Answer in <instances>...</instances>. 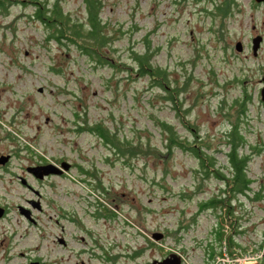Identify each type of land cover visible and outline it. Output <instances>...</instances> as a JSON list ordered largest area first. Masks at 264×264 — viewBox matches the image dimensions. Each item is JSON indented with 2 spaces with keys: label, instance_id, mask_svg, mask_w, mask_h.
I'll use <instances>...</instances> for the list:
<instances>
[{
  "label": "rangeland",
  "instance_id": "374dc122",
  "mask_svg": "<svg viewBox=\"0 0 264 264\" xmlns=\"http://www.w3.org/2000/svg\"><path fill=\"white\" fill-rule=\"evenodd\" d=\"M230 1L222 12L214 4L225 6L226 0H102L101 15L117 36L116 61L132 64L129 50L149 46L154 63L166 67L172 80H187L183 107L191 108L181 117L147 76L94 66L74 47L45 40L30 16L31 3L15 1L0 12V149L19 154L0 168V206L6 207L0 264H155L170 253L181 264H264V0ZM61 2L83 14L82 0ZM244 93V151L251 144L260 150L248 163L249 195H240L234 206L241 247L221 245L212 259L208 246L216 224L225 233L233 228L219 209L200 211L198 203L218 192L221 181L202 177L188 152L174 148L167 154L160 121L182 135L195 127L209 137L222 164L228 119L219 104ZM94 123L141 143L147 153L122 157L90 131ZM40 157L62 158L68 167L41 182L26 177L41 192L36 196L18 174ZM258 189L261 196L254 197ZM29 198H38L40 207ZM19 206L29 209V218Z\"/></svg>",
  "mask_w": 264,
  "mask_h": 264
},
{
  "label": "trees",
  "instance_id": "16d2710c",
  "mask_svg": "<svg viewBox=\"0 0 264 264\" xmlns=\"http://www.w3.org/2000/svg\"><path fill=\"white\" fill-rule=\"evenodd\" d=\"M20 1L26 5L31 3L33 11L30 16L37 20L44 30V38L47 41H54L56 44L74 47L78 52L86 57L94 66H118L120 70L130 72V68L140 76H147L149 86L156 87L161 92V97L167 100L175 109L178 117H181V111L188 112L191 107H183L184 89L187 86V80L184 83L171 79L170 73L166 67L154 63L153 51L149 46L141 51L130 49L128 57L133 61H116L113 56L116 51L114 44L117 39L114 28L103 19L101 15L102 0H82L83 14L78 15L75 12L64 8L61 0H0V12H7L9 7L15 2ZM229 2V3H228ZM232 1L226 0L225 6L215 3L216 9H223ZM134 67V68H133ZM58 71V68L55 69ZM129 76V75H128ZM248 95L244 93L241 97H235L229 105L224 100L219 104L220 110L225 109L228 119L226 128L223 130V142L221 146L225 149V163L220 164L216 155V147L212 149L209 137H202L196 132L195 127H190L193 134L182 135L177 129L165 120L160 121L164 136V145L167 154H172L174 148L191 154L197 162V170L204 178L215 177L221 181V187L215 194L200 200L198 210L211 209L220 210L222 219H229L233 230L230 233L224 232V226L221 223L216 224L212 242L209 243L208 255L212 259L216 253H221V245L231 247H241V243L235 239L234 234L238 232L239 217L234 210L239 196H248L252 179L247 174L248 163L253 155L260 150L259 147L251 144V151H244L247 146V140L241 130V118L247 110ZM228 107H233L232 111ZM233 114L234 119L229 114ZM90 125V124H89ZM90 131L95 132L110 146L117 154L123 157L137 156L139 153H147V149L141 143L133 142L127 138L119 137L111 132L108 127H103L100 123H94L89 126ZM218 149V148H217ZM254 197L261 196L260 190L254 191ZM220 215L219 213H216ZM214 243H219V248H215Z\"/></svg>",
  "mask_w": 264,
  "mask_h": 264
},
{
  "label": "flooded vegetation",
  "instance_id": "af4514ba",
  "mask_svg": "<svg viewBox=\"0 0 264 264\" xmlns=\"http://www.w3.org/2000/svg\"><path fill=\"white\" fill-rule=\"evenodd\" d=\"M257 1V0H256ZM262 1V0H261ZM259 35V34H257ZM261 40V39H260ZM260 42V41H259ZM259 46V45H258ZM252 47V46H251ZM264 72V71H263ZM263 74V73H262ZM261 99V98H260ZM263 101V100H262ZM264 102V101H263ZM1 139V137H0ZM4 155H7V158L5 161L3 162H0V168L2 169H7L9 167V164L12 160L13 157L15 156H18V151L16 149H13V150H7V151H4L2 149H0V157H3ZM32 159V158H31ZM33 160V159H32ZM65 160H63L62 158L59 159V160H52V161H42L41 160V157L40 159L36 158L34 159L32 162H26L25 164H23L22 166V169H23V173L21 174H18V178H19V181L21 183H24L26 184L27 186H29L36 194V196L40 195L41 192L33 187L31 184H29V182L27 181L26 177L30 176L32 179H34L35 181L37 182H41L43 180H45L46 178H49L51 177L52 175H55V174H62L65 170L63 169V162ZM66 162V161H65ZM48 163H52V168L56 169V170H60V172H50L48 174H44L42 177H39L35 174V170L33 169V167H37V166H40V165H45V164H48ZM70 168V167H69ZM41 171H38L37 170V174H40ZM28 202L32 204V206H37V207H40V201L39 199H32V198H29L28 199ZM5 210H6V207L4 206V213H5ZM30 212V211H29ZM3 213V214H4Z\"/></svg>",
  "mask_w": 264,
  "mask_h": 264
},
{
  "label": "water",
  "instance_id": "95a60500",
  "mask_svg": "<svg viewBox=\"0 0 264 264\" xmlns=\"http://www.w3.org/2000/svg\"><path fill=\"white\" fill-rule=\"evenodd\" d=\"M257 1H261V0H257ZM261 39L260 35H256L252 38V51L253 53L256 52V49L259 45V41ZM235 47L236 49L240 50L241 49V43L240 41H236L235 43ZM262 80H263V85L260 88V98L261 100L264 101V72L262 74ZM7 158V155H4L3 157H0V162L5 161ZM63 167L67 168L68 164L64 161L63 163ZM70 165V164H69ZM51 163L45 164V165H40L37 167H33V169L35 170V174L39 177H42L44 174H48L50 172H60V170H56L52 167ZM37 170L41 171L40 174H37ZM20 211L22 213H24L28 218H29V209L24 207V206H19ZM4 213V207L0 206V216L3 215ZM155 238H160L162 236L161 232H153L152 234ZM153 263L155 264H181L180 261V257L174 255L173 253L168 254L167 256H164L162 258L159 259H153ZM29 264H38L35 261H30ZM247 264H261L260 262H251V263H247Z\"/></svg>",
  "mask_w": 264,
  "mask_h": 264
},
{
  "label": "bare ground",
  "instance_id": "6f19581e",
  "mask_svg": "<svg viewBox=\"0 0 264 264\" xmlns=\"http://www.w3.org/2000/svg\"><path fill=\"white\" fill-rule=\"evenodd\" d=\"M251 263V260H244L243 264Z\"/></svg>",
  "mask_w": 264,
  "mask_h": 264
},
{
  "label": "built area",
  "instance_id": "2783aa9c",
  "mask_svg": "<svg viewBox=\"0 0 264 264\" xmlns=\"http://www.w3.org/2000/svg\"><path fill=\"white\" fill-rule=\"evenodd\" d=\"M252 262V261H251ZM243 264V263H242Z\"/></svg>",
  "mask_w": 264,
  "mask_h": 264
}]
</instances>
